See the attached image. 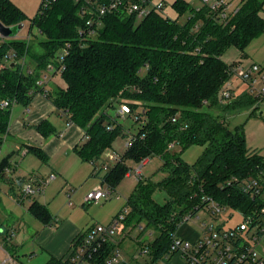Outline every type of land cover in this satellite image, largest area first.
I'll use <instances>...</instances> for the list:
<instances>
[{"label":"trees","instance_id":"16d2710c","mask_svg":"<svg viewBox=\"0 0 264 264\" xmlns=\"http://www.w3.org/2000/svg\"><path fill=\"white\" fill-rule=\"evenodd\" d=\"M173 7L180 15L190 11L185 24L161 12L142 20L118 12L107 15L96 36L88 37L82 34L86 20L75 0H43L33 19L12 0H0V21L5 26L25 25L29 20V30L37 29L43 37L41 54L33 52L30 38L0 37V66L5 65L0 69V146L8 135L13 109V105L3 108L1 103L9 100L29 107L35 95L45 93L37 81L48 67L53 65L58 71L63 67L55 75L61 76L65 87L48 90L46 97L68 124L84 131V141L73 151L93 166L94 177L103 171V156L115 140L130 136L125 155L110 165L101 185L116 189L132 169L128 160L139 164L158 157L168 171L159 183L138 181L125 207L129 210L127 222L142 228L145 224V231L155 236L142 247V251L148 250V264H159L169 254L171 235L185 216L206 205V197L248 213L258 204L244 186L252 178L264 180V155L249 151L243 128L230 130L225 121L206 110L215 106L237 109L257 101L245 93L224 105L217 95L231 77L230 67L237 63L226 64L223 54L237 47L244 56L249 43L264 34V0H241L237 11L226 19L220 16V9L205 3L193 9L177 0ZM8 57L13 59L10 63ZM123 105L131 109L127 117L140 125L136 133L129 134L123 124L108 120L106 109ZM36 130L44 138L57 135L48 120ZM172 143L176 147L170 150ZM191 146L206 147L193 165L181 156ZM28 153L48 161L41 148L29 146ZM13 156L2 159L1 175ZM157 188L169 196L164 205L153 200ZM29 212L44 225H52L54 217L47 205L35 199ZM110 252L111 247H105L103 258ZM48 264L62 262L52 258Z\"/></svg>","mask_w":264,"mask_h":264},{"label":"rangeland","instance_id":"374dc122","mask_svg":"<svg viewBox=\"0 0 264 264\" xmlns=\"http://www.w3.org/2000/svg\"><path fill=\"white\" fill-rule=\"evenodd\" d=\"M42 1L12 0L16 7L25 13L28 19H33L37 15ZM151 1L153 4L163 3L165 6L163 10L164 14L172 20H177L182 25L191 16L190 11L182 15L179 14L173 7V4L177 0ZM184 1L189 3L193 9H198L203 6L201 0ZM224 1H230L237 6L241 0ZM261 15L264 17V10ZM29 26L30 21L27 20L25 22V28L21 31L18 38L23 39L24 36L25 38H30V45L33 48V52L41 54L42 49L39 46V42L43 40V37L39 35L37 29L30 31ZM244 53L245 55L243 56V53L237 47H231L223 54L222 60L228 65L234 62H241L244 67L258 64L264 69V34L252 40ZM141 75H145L144 70H142ZM49 82L50 87H48ZM56 86L65 87V83L60 75L52 77L47 82L46 88L55 91ZM235 89L239 94L242 92L248 93L247 84L243 85L241 82L235 84ZM15 107L25 109L20 104H17ZM206 110L213 116L225 121L226 126L230 130H235L238 127L243 128L249 151L264 155V100L256 101L255 103L237 109H226L222 106H215L212 109ZM106 112L109 116L108 120L115 119L123 124L127 133L133 134L138 131L140 125L135 122L134 118L127 116L118 117L116 115V109L114 108H107ZM57 113L59 114V112ZM261 113H263V117L260 116ZM53 137L57 136L54 135ZM128 139H130L129 135L126 137H118L113 143V147L105 152L103 160L108 163L107 158L110 155H117L119 158H122L127 150ZM8 150L10 151L9 144H6V146L2 144L0 146V156H4L5 158L6 151ZM179 150L177 149L176 152H179ZM205 150V146H191L182 151L181 156L185 163L193 165L203 156ZM50 160L51 164H45L32 154L25 159L23 153L17 151L12 160L10 173V176L13 178V186L0 182V248L14 255L21 264H48L52 258L63 256L67 253L68 248L70 249L71 247V244L68 247L69 243H67V239L70 238L72 228H79V231H86L96 224L103 226L109 225L125 209L127 200L133 194L137 185V181L134 178L126 177L113 190L106 184L101 185V179L105 176L106 171L103 170L98 177L91 176L92 166L87 163H82L77 156L76 165L68 162L62 164V159ZM126 162L133 170L139 166L131 160ZM100 164L101 162L98 163V165ZM54 165L61 166L59 168H61L65 177L71 178V180L69 178L67 180L69 183H65L60 177V179H57L50 185L47 184L43 194L23 197L21 188L16 182L17 176L23 174L22 171H31V173L38 174L39 176L49 177L51 167H54ZM55 171L57 170L55 169ZM85 172L87 174L84 177ZM142 173L144 180H151L154 183H159L168 175V171L163 167V161L158 157L151 158L149 163L143 167ZM97 188H101L105 192H111L110 197L100 202H87L88 195ZM44 195L47 198V202L44 200V197H40ZM21 197H23L22 203L18 202V198ZM35 199L43 204L49 205L54 217L52 225H44L29 212V206ZM153 200L164 205L169 201V196L165 190L157 188L153 193ZM241 220V215L236 213L229 225H236ZM211 221L207 213L200 211L197 216H194L190 221L183 224L177 233L185 240L194 241L202 234V224ZM142 226L144 229L140 230V227L134 226V223L126 222L116 235L119 238L122 256L130 264L150 263L149 256L142 253V247L152 242L155 236H150L145 231V224H142ZM123 228V234L126 233L125 235L121 232ZM262 247H264V240ZM3 258L4 255L0 252V260ZM184 263L185 261L177 255L170 261H160L159 264Z\"/></svg>","mask_w":264,"mask_h":264},{"label":"built area","instance_id":"2783aa9c","mask_svg":"<svg viewBox=\"0 0 264 264\" xmlns=\"http://www.w3.org/2000/svg\"><path fill=\"white\" fill-rule=\"evenodd\" d=\"M56 1L58 0H47L48 3ZM201 1L210 5L213 10L220 9L222 19H226L229 14L235 13L238 9V5H234L230 1ZM75 2L81 4L79 14L82 19L86 20L85 27H82L81 31L88 37L96 36L97 31L102 27L103 19L109 14L122 12L127 16H135L137 20H142L153 12L164 13L165 7L163 3L153 4L151 0H75ZM12 60L11 57H8L6 62L10 63ZM26 63L27 58L24 57L22 64L25 65ZM4 67L5 65H1L0 69ZM62 70L63 67H60L59 71L53 65L48 67L47 73L37 81V85L45 89V93L39 94L46 97L49 75L61 73ZM28 72L32 73L31 70ZM230 74V79L225 82L217 95L220 104H229L238 98L233 85L234 80H238L243 85L247 84L248 94L252 98L257 101L264 100V69L260 65L253 64L250 67H244L241 62H237L230 67ZM1 105L3 108H10L12 105L14 106V103L5 100ZM130 114L131 109L127 105L116 110L118 117H126ZM260 116L263 117V113ZM136 118L139 119V117ZM128 146L129 143L127 142L126 147ZM175 147L176 144L174 143L169 145L170 150ZM107 160L108 163L103 165V170L106 172L110 165L115 164L120 158L117 155H110ZM1 162L0 156V167ZM148 162V160H144L139 163V166L135 170L131 169L126 177L134 178L137 182L142 180V169ZM5 170L9 173L8 168ZM54 179V174L41 180L34 176L24 178V183L20 187L23 197L42 194L46 185ZM244 190L256 200L258 206L253 207L248 213H243L241 210L230 209L226 205L206 197L204 200L206 205L202 208H196L193 214L185 216L180 227L197 216L200 211L207 213L212 221L202 224V234L194 241L185 240L177 232L173 233L169 254L163 257L161 261L168 262L178 255L185 261L184 264H264V247H262L264 240V180L252 178L244 186ZM110 195L111 192L97 188L88 195L87 202H100L108 199ZM236 213L241 215V222L236 225H229ZM128 214L129 210L125 208L109 225L96 224L79 234L72 242L67 256L61 260L62 264H130L123 258L119 238L116 236L120 228L127 222ZM139 227L140 230H143L141 226ZM121 232L123 234L124 228ZM105 247H111V252L103 258ZM0 252L4 255L0 264H21L14 255L2 248H0ZM142 253L148 255V250L145 249ZM170 255L173 257L170 258Z\"/></svg>","mask_w":264,"mask_h":264},{"label":"crops","instance_id":"0c3cea01","mask_svg":"<svg viewBox=\"0 0 264 264\" xmlns=\"http://www.w3.org/2000/svg\"><path fill=\"white\" fill-rule=\"evenodd\" d=\"M24 28H25V25H24ZM56 76L57 75L51 73L49 75V80L52 77H56ZM50 82L48 83V87H50ZM238 82H239L238 80L233 81L234 87H235V84H237ZM236 94L238 97H240L241 95L245 94V92H242L239 94L236 91ZM16 105L13 106L14 111L12 109V115H11L8 135L6 136L4 143H3L5 144V146L6 144H9L10 146V151L9 150L6 151L5 157L11 154L15 155L16 152L19 151L23 153V157H25L26 159V157L31 155V153H28V147L35 146V147L43 149L45 153L48 155V161L45 164H51L50 159H53L54 161L56 159L57 160L62 159V164H66L68 162L70 164L76 165L77 155L74 153L73 149L75 148V146H77L78 144H81L84 141L85 139L84 131L76 125L68 124L65 116L58 114L52 102L48 100L42 94L35 95L30 106L29 107L24 106L25 109L17 108L15 107ZM56 113H57V116H56ZM56 117H58L59 119ZM45 120L50 121L51 124L54 126V128L57 131V135H56L57 137L51 136L49 138H44L36 130V127ZM13 157L10 159L9 166L7 167L9 169V173H7V171L4 170L0 177V182H4L5 184L10 185V186H13V183H12L13 178L10 176ZM1 158L4 159V156H2ZM82 163H86V162L82 161ZM87 164H90V163H87ZM59 167L56 165H54V167H51L52 173L50 172V174L55 175V179L52 182L56 181L57 179H60L61 177L65 183H69L67 180L68 178L69 180H71V178L65 177V175L63 174V171ZM55 169L57 171H55ZM93 171L94 170L92 166L91 176H93ZM22 172L23 174H19L17 178L26 179L31 176H34L38 180L47 178V177H42L41 175L39 176L38 174L31 173V171H22ZM25 174L26 175L28 174V176H26ZM86 174L87 172H85L84 177L86 176ZM51 183H49V185ZM40 197H44V200H46L47 202V198L45 197V195L40 196ZM44 205H47V204L44 203ZM47 207L50 210L49 205H47ZM84 231L85 230L79 231V228H72L70 232V238L68 237L69 239H67V243H69L68 247H70V244L72 245V242L74 241V239ZM68 251H69V248H68ZM67 253H65L66 256H67ZM64 255L61 257H54V258L62 260L63 258L66 257V256L64 257Z\"/></svg>","mask_w":264,"mask_h":264},{"label":"water","instance_id":"95a60500","mask_svg":"<svg viewBox=\"0 0 264 264\" xmlns=\"http://www.w3.org/2000/svg\"><path fill=\"white\" fill-rule=\"evenodd\" d=\"M23 28H24V24H20L14 27H8V26H5L0 21V37L6 38V39L17 38L19 36V33L23 30ZM16 182L18 186L21 187L22 184L24 183V178H17Z\"/></svg>","mask_w":264,"mask_h":264}]
</instances>
